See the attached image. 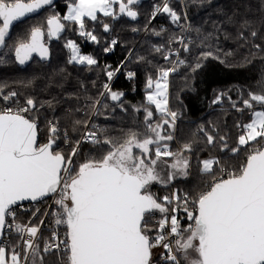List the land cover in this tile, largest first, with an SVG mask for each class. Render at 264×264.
<instances>
[{
    "label": "snow or ice",
    "instance_id": "1",
    "mask_svg": "<svg viewBox=\"0 0 264 264\" xmlns=\"http://www.w3.org/2000/svg\"><path fill=\"white\" fill-rule=\"evenodd\" d=\"M53 3L54 0H0V48L6 46V37L14 22ZM138 3L139 0H67L66 14L47 18V35L59 38L68 22L77 26L78 34L86 41L98 44L100 40L94 31L88 30L87 21L97 22L98 14L114 19L124 15L135 20L138 12L133 6ZM114 6H118V12ZM160 12L170 16L173 23L181 20L168 0H163L162 7L155 9L153 18ZM102 27L104 32L110 31L107 23ZM44 35L40 27H33L27 42L14 48V59L19 65H25L33 53L41 60L49 58ZM250 35L255 38L257 33L252 31ZM240 37L244 39V33H240ZM176 42L185 52L189 51L183 37ZM116 44L117 40L112 39L104 51H112ZM65 46L70 50L69 63L97 65L94 56L82 54L73 40L69 39ZM255 47L260 49L261 46ZM172 55L178 56L179 52H170L164 59L167 61ZM209 57L219 58L214 57L212 51L201 54L203 60ZM201 67L198 61L193 71ZM175 70V67L160 69L158 78L149 77L146 81L147 104L154 106L155 112L163 117L162 122L153 126V110L145 108L147 133L143 138L133 132L127 140L117 143L107 137L102 139L98 135L102 129L85 132L84 142L107 150L100 158L87 159L77 168L72 167V157L77 155L82 141L77 140L71 154L65 157L54 148L59 134L57 123L49 121L48 141L38 144L36 120L25 116L37 108L33 98H27L22 106L0 109V235L5 228L13 227L7 220L8 217L15 219L13 206L55 194L58 211L54 213V223L64 225L66 231L63 239L53 231L49 239L43 240V254L54 252L66 256V264H153L152 250L156 247L165 250L161 255L165 264H182V261L188 264H264V150L250 152L245 163L227 173V178L214 177L206 190L191 199L188 193L181 197L174 192L160 198L150 191L153 183L168 184L177 175L186 177L190 166L183 154L169 150L166 142L173 139L172 135L162 134L165 126L174 128L178 116L168 109V78ZM115 71H106L108 80ZM134 75L131 71L127 73L129 79ZM104 88L112 101L121 100L123 93L112 91L109 84ZM17 96L18 93L12 91L0 94V99L7 102ZM220 99L217 97L214 102ZM239 103L243 108L237 107L235 102L233 107L237 111L249 110L252 117L238 136L237 144L242 147L258 138L264 139V110L254 107V104L260 105L264 109V91H249L247 98ZM120 107L123 110V104ZM84 126L88 127L87 121ZM207 142H214L212 135L207 136ZM240 147L231 151L238 153ZM184 151L190 152L191 146L185 145ZM166 157H172L173 162L168 165L171 171L162 176L158 163ZM215 163L219 161H201L202 171L211 173ZM181 208L190 221L187 227L181 226L177 215ZM155 213L162 217L157 221V235L151 237L149 220ZM43 223L41 220L40 224ZM15 229L27 237L23 239L25 264L30 259L31 264H43L44 256L37 258L40 226L15 225ZM21 260V252L0 246V264H21Z\"/></svg>",
    "mask_w": 264,
    "mask_h": 264
},
{
    "label": "trees",
    "instance_id": "2",
    "mask_svg": "<svg viewBox=\"0 0 264 264\" xmlns=\"http://www.w3.org/2000/svg\"><path fill=\"white\" fill-rule=\"evenodd\" d=\"M60 1L63 0H54L53 5L46 6L39 15L53 7L56 14L64 15L67 10L66 4H59ZM168 2L181 16L178 23H173L170 16L163 12L153 18V12L157 7H162L163 0H139V3L133 6L138 12L135 20L124 15H119L115 19L98 17V21L92 25L94 28L98 27L99 35L103 34L102 41L107 36L109 41L117 40V44L112 51L101 57L105 45L103 48H97L96 43H91L83 47V41L79 40L78 44L84 52H91L99 68V71L93 68L92 72L90 70L83 73L82 78L73 74L70 64L62 56L55 54L54 45L59 42L65 31L59 38L48 37L46 21L51 15L38 23L35 21L39 15L16 24L6 37V46L0 48V94L6 95L15 91L18 96L7 102L0 99V108L5 105L22 106L27 98H33L37 108L27 115L25 113V116L36 120L39 144L48 141L49 121L57 123L59 134L54 148L61 151L65 157L71 154L76 141L86 129L85 121L100 125L103 132H98V135L102 139L107 137L114 142L122 143L133 132L143 138L147 133L143 111L145 108L150 106L153 110L154 118L151 121L153 125L163 119L144 99L146 93L143 89L146 81L149 77L154 80L158 78L160 69L172 68L176 57L172 55L166 61L164 56L170 52L174 53L180 45L176 42L177 38L183 37L189 51L182 50L179 61L184 63L176 65V70L169 75V110L178 113L173 135L175 140L166 143L169 150L177 154L185 145L191 146L192 172L190 179L177 184L178 188L154 186L151 193L162 198L166 195L171 196L173 189L181 197L188 193L191 199L206 190L214 177L227 178V173L237 170L245 163L250 152L260 150L264 145L262 140H258L247 146H238V136L244 131L242 126L250 121L251 113L247 109L237 111L233 107V102L228 101L225 95L221 102H214L216 93L225 94L224 92L230 91L239 96L238 91H242L245 97L241 98L244 99L247 98L250 88L254 89L251 92L264 91V0H168ZM29 23L31 26H28ZM104 23L110 26L109 32L103 31ZM33 27H40L44 31L49 59L46 61L34 59L43 68L29 74L27 70L33 60L25 68H20L14 59V48L21 42H27ZM252 31L257 33L255 38L250 35ZM240 33H244V39H241ZM257 44L261 46L260 49L255 47ZM157 47L162 50L156 51ZM208 51H212L213 56L219 58L201 59V54ZM198 61L204 71L209 69V77L198 76L202 67L193 71ZM117 69L119 71H115ZM108 70L115 71L111 80H108L106 75ZM129 71L135 73L131 79L127 77ZM91 79L96 80L97 90L90 87L83 91L84 82H90ZM105 84H110L112 91L123 93L120 101H111L106 92L101 97ZM100 97V103L97 105ZM119 102L124 104L123 110L118 108ZM235 103L237 107L243 108L241 103ZM136 106L142 111L134 112L133 107ZM30 113H35L33 118L28 117ZM164 129V135H168L169 128L165 126ZM208 135L214 138L212 144L207 142ZM220 137H224V141ZM235 147H240V151L234 154L231 150ZM106 150V147L99 145L81 144L77 155L72 157V167L77 168L87 159H98ZM209 158L219 163L213 164L211 173H203L200 163ZM163 159L171 161L173 158ZM46 202L39 204L40 207H31L28 211L18 213L15 221L25 224L33 218V225L39 226L45 213L43 207ZM172 206H175V202ZM189 207L191 208V205ZM38 208L41 209L39 213ZM177 215L179 219L186 217L182 208ZM161 217L154 214L150 218L151 237L157 235V221ZM188 223L190 222L184 219L181 226L187 227ZM50 236L51 232L48 230L40 233L37 241L40 244L37 258L43 255V264H63L66 256H58L54 252L43 254V240L49 239ZM4 247L9 251L15 248L23 255L20 237L16 232L8 236V242ZM28 264H31V259Z\"/></svg>",
    "mask_w": 264,
    "mask_h": 264
},
{
    "label": "rangeland",
    "instance_id": "3",
    "mask_svg": "<svg viewBox=\"0 0 264 264\" xmlns=\"http://www.w3.org/2000/svg\"><path fill=\"white\" fill-rule=\"evenodd\" d=\"M60 3H67V0H63V1H60L59 2V4ZM114 7H116V10H117V12H118V6H114ZM54 7L52 8V9H49L47 12L46 11H43L42 12V14L41 15H39V17H37L36 18V21H35V23H38V22H40V21H44V20H46V18L49 16V15H53V14H56L55 12H54ZM66 12H67V10H66ZM66 14V13H65ZM101 16H103V14H98V17H101ZM119 16V15H118ZM87 22H89V23H87V27H88V30H91V31H94V33L98 36V38H99V40H100V43H96L97 44V48H103L104 47V45H106V44H108L110 41H109V39H107V36H105V38L103 39V41H102V39H101V37H102V33L99 35V33H98V27H93V23L94 22H92V21H87ZM33 23V22H32ZM66 23V28H65V34L62 36V38L59 40V42L57 43V44H55L54 46H55V54H57V55H60V56H62V58L63 59H65V61L66 62H68V64H70V66H71V68H72V70H73V74H75L77 77L78 76H80L81 78L83 77V73H86V72H88V71H90L91 70V72H92V69L93 68H95V71L97 70V71H99L98 69V67L96 66V65H94V66H87V65H80V64H76V63H69V59H70V50L65 46L66 45V42L69 40V39H71V40H73L78 46H79V48H80V50H81V53L82 54H90V55H92L91 54V52L90 51H88V52H84V50L81 48V46L78 44V42H79V40H81V41H85L86 39L84 38V37H81L79 34H78V31L76 30V27L77 26H75L74 24H71V23H68V22H65ZM26 25H23V27H25ZM28 26H31L30 25V23H29V25ZM74 35H76L77 36V38H76V36H74ZM112 40V39H111ZM182 50H183V46L180 44L179 45V47H178V49L175 51V52H179V55H180V53L182 52ZM174 52V53H175ZM109 52H105L104 50H102L101 51V57L102 56H105V55H107ZM178 55V56H179ZM176 58H175V61H174V63H173V65H172V68L173 67H175L176 65H179L180 63H178V61H179V58H180V56L178 57L177 55H174ZM43 67L37 62V60H33V62L31 63V66H30V68L27 70L28 72H29V74L32 72H37V71H39V70H41ZM207 68V67H206ZM209 69H207V70H205L204 71V69H203V67L199 70V72H198V76H201V78H204V77H209L210 75V73H209V71H208ZM81 74V75H80ZM168 84H169V78H168ZM254 86H256V85H254ZM91 87V89H95V90H97V88H96V80H94V79H91L90 80V82L88 81V82H84V84H83V91L84 90H86V88H90ZM256 89H257V87H256ZM237 91H238V89H237ZM249 91H254V89L253 88H250V90ZM228 92H230V91H226V92H224L225 94H223V92H221V93H216V99H217V97H221V99L218 101V102H221L222 101V98H223V96L224 97H226V99L228 100V101H230V102H240L241 101V97H245V95L243 94V92L242 91H238L239 92V96H237V95H235L234 93H231L230 92V94L228 93ZM101 97H102V95H101ZM101 97L99 98V100L96 102V104L97 105H99V103H100V100H101ZM229 97L231 98V100H229ZM238 97V98H237ZM109 99H110V96H109ZM144 99H145V101H146V94H145V96H144ZM111 100V99H110ZM81 101V100H80ZM112 101V100H111ZM116 102H118V101H116ZM216 103V102H215ZM121 104H123V103H121V102H119V105H118V108L119 109H121V107H120V105ZM8 106H10V105H5V106H2L0 109H3V108H5V107H8ZM123 106H124V104H123ZM153 106V105H152ZM11 107H13V108H15L14 106H11ZM154 107V106H153ZM254 107H255V109L256 110H264V109H262L261 108V106L260 105H255L254 104ZM149 108H150V106H149ZM137 109H139V111H142V109H140L138 106H136V107H133V110H134V112H139V111H137ZM155 109V108H154ZM168 109H169V87H168ZM144 111V110H143ZM35 114V113H34ZM34 114L33 113H30V114H28V117H34ZM159 114V113H158ZM26 115H27V113H26ZM160 115V114H159ZM251 116V115H250ZM153 118H154V115H153ZM251 118L252 117H250V121H251ZM145 120V119H144ZM153 120V119H152ZM249 121V122H250ZM160 122H162V120L160 121ZM153 126H155V124L153 125ZM169 128V127H168ZM165 129L163 128V130H162V134H164L165 132ZM174 133H175V126H174V128H169V134L170 135H172V137H173V139L171 140V141H174L175 140V138H174ZM258 140H262L263 141V143H264V139H260V138H258ZM257 140V141H258ZM257 141H254V142H251L250 144H253V143H256ZM238 145V144H237ZM264 146V145H263ZM154 147V146H153ZM262 149V148H261ZM260 149V150H261ZM134 151H138V150H135L134 149ZM179 154H183V156L185 157V158H187L189 161H190V166H189V169H188V175L185 177V176H180V175H177L176 176V178L173 180V181H171L170 183H168V184H161V183H153L152 185H151V187H150V191H151V188L152 187H154V186H156V187H160V188H171V186H174V187H177V184L179 183V182H182V181H186V180H188V179H190V175H191V172H192V157H191V151L190 152H185L184 151V147L180 150V153ZM209 160H214L213 158H209ZM164 161H166V160H164L163 159V161H161V162H159L158 163V170L160 171V173H161V175L162 176H166L170 171H171V169H170V167L168 166V165H170L172 162H173V159L171 160V161H166L167 163H164ZM215 161V160H214ZM200 169H201V172H203L202 171V164L200 163ZM203 173H205V172H203ZM178 188V187H177ZM171 192L172 193H174L175 191L173 190V189H171ZM172 195V194H171ZM155 214H157V215H159V216H162V214H160V213H155ZM186 215V214H185ZM184 219H186L187 220V218L185 217ZM184 219H180V222L182 223V221L184 220ZM188 221V220H187ZM188 222H190V221H188ZM194 256H195V254H193V258H194ZM22 260H23V255H22ZM182 263H184V264H188V262L187 261H182Z\"/></svg>",
    "mask_w": 264,
    "mask_h": 264
},
{
    "label": "built area",
    "instance_id": "4",
    "mask_svg": "<svg viewBox=\"0 0 264 264\" xmlns=\"http://www.w3.org/2000/svg\"><path fill=\"white\" fill-rule=\"evenodd\" d=\"M109 86H110V84H109ZM104 92H106V90H104ZM93 115H94V113H93ZM97 129H101L100 125L91 124V122H89L88 123V127H86V129L83 131V133L80 136L79 140L82 141L81 144H91V143H88V142H84L82 140L83 134L85 132L93 131V130H97ZM65 147H67V144H65ZM57 198H58V196L54 194L51 198L42 201V202H46V201L47 202L45 203V206L43 207V210H45V213H44L43 218H42L44 223H43V225L39 224V226H40L41 232L43 230H48L51 233L53 231H55L59 235V237L61 239H63L64 236H65V231H66L65 226L64 225L57 226L54 223V213H56L58 211V206L54 204V201ZM42 202L37 203V204L18 205V206L13 207L12 210L14 211L15 217H16L18 213H22V212L28 211V210H30L31 207H40L39 204H41ZM40 210L41 209L38 208L37 212L39 213ZM7 220H8V223L10 225H12L13 227L11 228V230H9L8 228L4 229L3 236H2V239L0 241V246H5L6 245V243L8 242V236L11 233H15V232L18 233L16 231V229H15V225H20V226H22L24 228L33 226V218L29 222H26L25 224L21 223L20 221H15V219L13 220L12 217H8ZM40 233L38 234V239H39ZM18 235L20 237L21 251H23V239H26L27 237H26V235L22 236L20 233H18ZM38 239H37V241H38ZM164 251L165 250L162 247L153 248V250H152V252H153V257H152L153 264H164L165 263V261L161 259V255H162V253H164ZM21 256H22V253H21ZM21 264H25L24 260H21ZM63 264H66L65 260H64Z\"/></svg>",
    "mask_w": 264,
    "mask_h": 264
},
{
    "label": "water",
    "instance_id": "5",
    "mask_svg": "<svg viewBox=\"0 0 264 264\" xmlns=\"http://www.w3.org/2000/svg\"><path fill=\"white\" fill-rule=\"evenodd\" d=\"M45 7H46V6H45ZM45 7L41 8L40 10H38V11L35 12V13L28 14L27 16H25L24 18H22V19L19 20V21L14 22L13 25L11 26V28H10V32H11L12 28H13L16 24H19V23H21V22H23V21H25V20H27V19H29V18H32V17H34V16L39 15V14L41 13V11H42ZM10 32H9V34H10ZM55 38H56V37H55ZM46 47H47V46H46ZM33 58H36V59H38V60H40V61H46V60L49 59V58H48V59H46V60H41V59L39 58L38 54L33 53V54H32V58H31L29 61H27L25 65H19L18 62H17V64H18V66H19L20 68H25L28 64L31 63V61L33 60ZM143 92H144V93L147 92V88H146V86L144 87ZM37 142H38V144H39V134H38V129H37ZM261 150H264V146L262 147ZM52 196H53V195L46 196V197H44V198L39 199L38 201H23V202H19V203H18L17 205H15V206H18V205H24V204H37V203H40V202H42V201H44V200H46V199L51 198ZM15 206H13V207H15ZM3 231H4V230H3ZM2 236H3V234L0 235V241H1V239H2ZM152 261H153V260H152Z\"/></svg>",
    "mask_w": 264,
    "mask_h": 264
},
{
    "label": "flooded vegetation",
    "instance_id": "6",
    "mask_svg": "<svg viewBox=\"0 0 264 264\" xmlns=\"http://www.w3.org/2000/svg\"><path fill=\"white\" fill-rule=\"evenodd\" d=\"M25 21H26V20H25ZM23 22H24V21H23ZM21 23H22V22H21ZM19 24H20V23H19ZM44 43H45V45L47 44L46 42H44ZM85 44H91V42L84 41V42H83V45H84V46H83V45H82V46L85 47ZM34 59H36V58H33V60H34ZM16 63H17V62H16Z\"/></svg>",
    "mask_w": 264,
    "mask_h": 264
},
{
    "label": "crops",
    "instance_id": "7",
    "mask_svg": "<svg viewBox=\"0 0 264 264\" xmlns=\"http://www.w3.org/2000/svg\"><path fill=\"white\" fill-rule=\"evenodd\" d=\"M256 93H260V92H256Z\"/></svg>",
    "mask_w": 264,
    "mask_h": 264
}]
</instances>
